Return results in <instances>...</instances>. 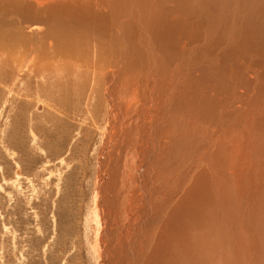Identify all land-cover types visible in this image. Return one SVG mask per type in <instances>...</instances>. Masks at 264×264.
<instances>
[{"label": "bare ground", "instance_id": "obj_1", "mask_svg": "<svg viewBox=\"0 0 264 264\" xmlns=\"http://www.w3.org/2000/svg\"><path fill=\"white\" fill-rule=\"evenodd\" d=\"M0 60L108 106L96 264H264V0H0Z\"/></svg>", "mask_w": 264, "mask_h": 264}, {"label": "rangeland", "instance_id": "obj_2", "mask_svg": "<svg viewBox=\"0 0 264 264\" xmlns=\"http://www.w3.org/2000/svg\"><path fill=\"white\" fill-rule=\"evenodd\" d=\"M53 71L29 74L38 80H28L0 60V264L97 262L92 212L108 106L99 112L96 91L80 100L67 86L57 93ZM68 94L64 125L55 112L63 109L60 96ZM89 114L91 122L83 124ZM93 121L100 129L94 141Z\"/></svg>", "mask_w": 264, "mask_h": 264}]
</instances>
